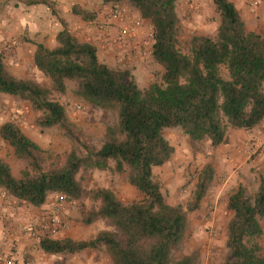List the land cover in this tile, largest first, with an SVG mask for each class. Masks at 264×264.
<instances>
[{
	"label": "trees",
	"instance_id": "trees-1",
	"mask_svg": "<svg viewBox=\"0 0 264 264\" xmlns=\"http://www.w3.org/2000/svg\"><path fill=\"white\" fill-rule=\"evenodd\" d=\"M178 1L102 0L112 6L125 5L151 28L148 57L160 68L161 83L146 89L136 85L128 70L100 62L96 47L78 40L62 20L56 46L36 45L32 59L34 68L50 80V89L11 76L0 61V94L39 113L34 121L39 129L58 128L65 138L77 140L64 108L50 99L53 92H65L67 80L76 82L74 95L78 99L116 114L115 125L105 129L99 148L79 143L83 154L73 150L62 166L49 170L43 168L42 149L15 123L0 126V139L26 163L16 178L0 160V191L34 208L42 207L53 194L69 202L87 197L98 202V208L82 211L83 224L103 221L112 229L99 231L89 240L41 238L38 249L44 255L100 249L110 264H196L194 257L176 254L182 250L188 229L187 213L200 209L215 172L210 164L203 165L185 208L166 203L154 170L170 161L175 148L163 131L179 128L191 142L205 141L215 148L226 141L229 129L258 127L264 121V37L246 29L232 2L212 0L218 16L215 37L193 36L184 54L177 48ZM32 4L56 13L49 0ZM71 12L83 20L95 18V14L75 7ZM81 170L125 174L141 199L126 204L110 189L88 191L77 177ZM226 207L231 217L222 264H264L258 242L263 235L264 176L252 195L238 185L228 196Z\"/></svg>",
	"mask_w": 264,
	"mask_h": 264
},
{
	"label": "rangeland",
	"instance_id": "rangeland-1",
	"mask_svg": "<svg viewBox=\"0 0 264 264\" xmlns=\"http://www.w3.org/2000/svg\"><path fill=\"white\" fill-rule=\"evenodd\" d=\"M34 1L0 0V34L1 32L5 34L9 31L13 35L12 40L14 42L20 38L24 39L21 27L16 24L12 25V27H9V25H11L12 18H18L19 13H24L28 9H37L34 7H37V5L32 4ZM49 1L53 3V9L56 13L52 14L51 10L43 5H41L43 6L41 9L45 11L42 15L47 16V20L51 21V27L55 23L62 27L59 18H57V12L59 16L58 7L62 2L63 6L69 10L75 7L95 14L94 20H83L80 16H75L77 23L82 26L81 29L85 28V31L93 33L98 30L100 16H105V13L112 6L103 4L102 0ZM255 1L258 2L253 5ZM243 5L245 11L239 14L245 23L246 29L248 31L255 30L264 37V0H244ZM126 8L133 14V10ZM38 12L36 11L35 15ZM177 15L179 17L177 48L182 53H187L189 40L193 36L215 37L218 28V16L215 13L212 0H179L177 3ZM35 28L39 29V26H35ZM49 32L50 29L47 27L43 38L41 32L36 33L40 35L44 43L48 44ZM32 43H35V39L32 40ZM46 47L49 49L54 48ZM0 56L3 59L0 61L11 76L17 79L30 80L47 89L51 88L50 80L34 68L33 62H30L24 69H19L18 65L8 63L7 57L2 54ZM99 61L112 69L128 70L140 89H146L154 83H161V70L152 63L148 56L143 59L142 63H145V65L142 67V63L134 61L131 62V65L125 66L112 63L109 59ZM221 73L223 77H226L224 70ZM76 87V82L67 80L65 82V92L62 94L53 92L50 99L64 108L66 117L73 126L78 142L77 140L71 141L65 138L58 128H37L34 125V121L40 116L39 113L32 111L26 103L20 102L14 97L6 95L2 97L1 95L3 94H0V126L8 122L15 123L28 138L37 144L43 151V168L45 170L62 166L66 157L73 150L77 154H83L79 143H86L99 148L104 142L105 129L115 125L116 114L113 111L102 110L84 103L74 95ZM163 135L175 148V152L169 162L154 170V178L160 185V190L166 203L181 205L185 208L191 198L198 172L204 164L208 163L211 165L209 161V158H211L209 144L205 141L191 142L179 128L165 129ZM0 160L10 167L13 176L16 178H19L26 169V163L17 159L13 149L1 139ZM214 172V180L202 200L200 209L196 212L187 213L188 229L183 240L182 250L176 254L177 257L192 256L196 259V264L223 263V258L226 254V226L231 217V213L226 207L228 196L238 185H242L245 188L247 195H252L257 189L259 178L262 177H257L256 182L252 180L242 184L237 179L225 185L221 180L223 177L218 174L216 168ZM235 176L240 178V174ZM77 177L80 179L82 186L88 191L95 188L110 189L120 201L126 204L141 199L140 194L126 182L125 174H116L109 170H81ZM58 197L59 195L57 194L50 195L46 201L48 211L46 212L45 208L42 211V213L46 212L45 214L37 215L38 219L41 220L47 213L51 212L52 207L59 206L61 208L68 222V226L64 230L70 231L71 234L64 238L59 236L58 240L67 238L89 240L99 231L112 230L103 221H96L90 225H84L81 221L82 211L98 208V202L92 201L87 197L75 202H69L65 198V202L59 205ZM0 199L15 200L2 191H0ZM260 224L263 229V235L258 242L264 254V220ZM28 239L32 240L35 243V249H38L41 238L38 240L36 235H32ZM34 252L39 253L37 257L38 264H110L107 255L100 249L86 250L84 253L76 255L60 254L55 256H47L37 250Z\"/></svg>",
	"mask_w": 264,
	"mask_h": 264
},
{
	"label": "crops",
	"instance_id": "crops-1",
	"mask_svg": "<svg viewBox=\"0 0 264 264\" xmlns=\"http://www.w3.org/2000/svg\"><path fill=\"white\" fill-rule=\"evenodd\" d=\"M230 1L240 14L245 11L244 0ZM34 7L38 10L28 9L24 13H19L18 18H12L11 25H9V27H12V25L16 24L21 27L24 39L20 38L14 42L12 40L13 35L9 31L5 34L3 32L0 34V54L7 57L8 63L18 65L19 69H24L25 66L32 62L36 45L42 44L45 47H55L56 36L63 29L54 21L55 24L51 27V21L47 20V16L42 15L45 12L41 9L43 6L37 5V7ZM58 9L59 16L57 12V18L67 25L69 32L78 40L95 46L99 60L105 61L109 59L112 63L122 66L131 65L133 61L142 63L143 59L140 58L139 51L145 44L150 43L151 28L149 26L141 22V26L134 34L126 37L122 42L117 41L119 27L126 26L129 20L138 19L136 12L131 14L126 8V16L108 26L106 23L109 10L105 13V16H100L98 30L93 33L85 31V28L81 29L82 26L77 23L75 15L67 7H64L62 2ZM36 11H39L37 15H35ZM8 20L10 21V19ZM101 25L103 29L99 28ZM35 26H39V29H36ZM47 27L50 29L48 44L42 40ZM36 32H41L42 38ZM252 32L257 33L255 30H252ZM34 39L35 43H32ZM119 57H123L120 63L118 62ZM0 60H3L1 56ZM144 65L145 63H142L141 67ZM1 96L5 97V95ZM226 135L227 138L223 144L215 148L209 146V154L211 155L209 161L213 169H217L218 174L223 177L221 180L225 185L237 179L242 184L252 180L256 182L257 177L264 175V121L252 130H230ZM238 174H240V178L235 176ZM45 208L47 212V202L40 208H34L17 200L7 201L0 199V264H11L10 262H13L12 264H38L37 257L39 253L34 251L42 252L39 249H35V243L28 238L32 236L30 234L31 228L39 220L37 215L45 214L46 212L42 213ZM70 234L68 230L59 232V236L63 238Z\"/></svg>",
	"mask_w": 264,
	"mask_h": 264
},
{
	"label": "built area",
	"instance_id": "built-area-1",
	"mask_svg": "<svg viewBox=\"0 0 264 264\" xmlns=\"http://www.w3.org/2000/svg\"><path fill=\"white\" fill-rule=\"evenodd\" d=\"M258 1H255L253 5H256ZM127 10L122 6H111L110 11L107 15L106 25L114 23L118 19L126 16ZM129 18V17H128ZM130 19V18H129ZM128 21V20H127ZM141 21L139 19L129 20L126 26H120L117 31V41L122 42L128 36H131L135 33L137 29L141 26ZM103 29V26L101 27ZM151 46V29H150V43L145 44L142 49L139 51V56L142 59H145L149 55ZM123 57H119L118 62H122ZM59 205L65 202V197L59 195L58 199ZM68 226L65 215L62 213L59 206L52 207L51 212L47 213L46 216L38 220L37 224L31 228L30 234L36 235L37 239L40 238H50L58 239L59 232L63 231ZM11 264L13 262H10Z\"/></svg>",
	"mask_w": 264,
	"mask_h": 264
}]
</instances>
